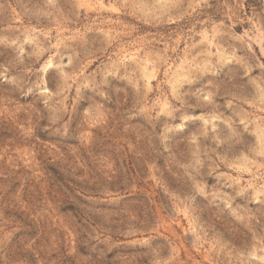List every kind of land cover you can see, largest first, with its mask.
Returning <instances> with one entry per match:
<instances>
[{"label": "rangeland", "instance_id": "rangeland-1", "mask_svg": "<svg viewBox=\"0 0 264 264\" xmlns=\"http://www.w3.org/2000/svg\"><path fill=\"white\" fill-rule=\"evenodd\" d=\"M0 264H264V0H0Z\"/></svg>", "mask_w": 264, "mask_h": 264}]
</instances>
